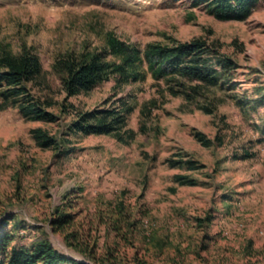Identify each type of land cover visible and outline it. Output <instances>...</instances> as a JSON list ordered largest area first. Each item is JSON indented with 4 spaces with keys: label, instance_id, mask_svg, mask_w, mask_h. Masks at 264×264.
Here are the masks:
<instances>
[{
    "label": "rangeland",
    "instance_id": "obj_1",
    "mask_svg": "<svg viewBox=\"0 0 264 264\" xmlns=\"http://www.w3.org/2000/svg\"><path fill=\"white\" fill-rule=\"evenodd\" d=\"M108 31L141 49L200 37L236 66L226 82L186 87L191 97L150 74L69 94L56 58L103 49ZM1 45L40 55L23 94L54 114H26V97L0 92V226L8 218L15 243L48 239L91 264H264V0L241 19L196 0H0ZM124 101V139L73 128ZM37 127L55 141L39 144Z\"/></svg>",
    "mask_w": 264,
    "mask_h": 264
},
{
    "label": "trees",
    "instance_id": "obj_2",
    "mask_svg": "<svg viewBox=\"0 0 264 264\" xmlns=\"http://www.w3.org/2000/svg\"><path fill=\"white\" fill-rule=\"evenodd\" d=\"M260 0H196L206 2L207 8L221 19L245 18ZM236 66L235 60L220 52L208 41L195 37L191 40L164 43L150 42L144 49L130 43L112 31L105 35L103 49H95L82 53L68 52L58 56L54 68L59 74L64 88L69 94H76L92 89L98 83L114 76L116 84L122 85L129 81L145 79L148 74L155 79L175 81L180 86L170 85L173 94L183 93L191 97L186 87L195 92L203 85L213 86L226 82L231 78V71ZM42 70V60L38 53L27 46L14 52L5 45L0 46V89L1 95L9 99L22 94L26 101L21 104L24 113L35 117L54 118V114L42 108L38 102L27 98L26 83ZM17 97L15 101L17 102ZM28 102V103H26ZM207 111L213 109L201 106ZM133 109L131 103L123 102L122 106L102 107L87 110L72 121L73 128L85 133H113L124 139L125 125L128 114ZM264 132V127L262 128ZM39 144L50 145L54 136L44 129H33ZM204 144L211 140L202 133H197ZM252 153L246 151L245 155ZM195 166L193 160H188ZM175 180L180 184H194L196 180L183 173H177ZM71 214L61 213L54 218V223L69 221ZM10 219L14 216H10ZM0 226V264H91L68 256L56 248L48 239H40L28 245L14 242V232Z\"/></svg>",
    "mask_w": 264,
    "mask_h": 264
}]
</instances>
